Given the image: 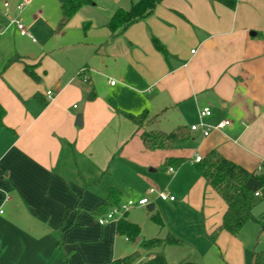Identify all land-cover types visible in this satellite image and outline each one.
Returning <instances> with one entry per match:
<instances>
[{
  "label": "crops",
  "instance_id": "crops-1",
  "mask_svg": "<svg viewBox=\"0 0 264 264\" xmlns=\"http://www.w3.org/2000/svg\"><path fill=\"white\" fill-rule=\"evenodd\" d=\"M63 1L31 0L20 12L34 42L0 5V264H108L126 256L138 249L134 242L116 233V222L97 220L115 204L144 197L148 220L156 212L163 228L139 225L127 213L140 227L139 243L166 232L183 240L179 216L188 211L202 214L203 232L211 233L225 204L199 176L195 158L216 151L247 171L264 164V0H237L234 10L210 0H161L107 45V22L138 0H92L57 32ZM12 56L36 65L41 83L21 62L4 69ZM205 107V123L230 126L208 137L190 132ZM143 111L153 118L146 130L186 128L190 139L145 149L122 115ZM170 157L184 161L167 167ZM111 187L119 193L107 205ZM151 188L174 201L149 195ZM168 247L166 262L177 264Z\"/></svg>",
  "mask_w": 264,
  "mask_h": 264
},
{
  "label": "trees",
  "instance_id": "trees-1",
  "mask_svg": "<svg viewBox=\"0 0 264 264\" xmlns=\"http://www.w3.org/2000/svg\"><path fill=\"white\" fill-rule=\"evenodd\" d=\"M161 0H138L131 4L128 9H119L107 22L106 28L110 32L109 39L105 42L109 43L117 37L123 30L132 24L144 19L150 15L156 5ZM217 2L230 10H234L237 0H210ZM92 0H64L61 5V18L57 23L56 31H61L72 18L84 6H88ZM88 29V24H84L83 33ZM157 49H160L154 41ZM22 62L18 56H12L7 60L4 69L12 63ZM36 65H28L23 63V72L36 84H40L42 79L35 73ZM95 96L93 89L89 93L88 99ZM5 111L0 105V128L3 127V118ZM122 115L134 124L137 131H140V140L145 149L149 151L170 150L179 144H183L190 139L189 131L186 128H179L170 133H164L156 130H146L148 124L153 120L149 117L147 111H143L138 115L130 113H122ZM184 158H166L165 166L177 168ZM199 176L204 180L205 185L210 187L225 204L220 225L211 233H205L206 237L214 242L221 231H225L231 235H237L244 225L250 221H254L253 210L261 202L263 198H256L254 194L264 188V164L262 170L247 171L243 167L226 159L220 153L211 151L207 153L199 162L195 164ZM119 191L116 188H109L107 196V205L115 204V198ZM115 204L114 206H118ZM106 212L107 207H99L98 212ZM149 220L163 228L160 216L156 212H150ZM125 213L116 222V233L125 237L130 242H135L140 233V227L137 224L126 219ZM263 228V226H262ZM182 243L181 239L173 234L166 232L163 237H155L142 240L138 244V249L130 254L113 259L108 264H168L164 256V248L167 246H178ZM157 250L156 255L152 258L145 259L143 254ZM143 252V253H142ZM177 264H196L195 262L182 261ZM249 264H264V248L256 251L252 250Z\"/></svg>",
  "mask_w": 264,
  "mask_h": 264
},
{
  "label": "rangeland",
  "instance_id": "rangeland-1",
  "mask_svg": "<svg viewBox=\"0 0 264 264\" xmlns=\"http://www.w3.org/2000/svg\"><path fill=\"white\" fill-rule=\"evenodd\" d=\"M125 203L126 201L122 204ZM127 213L139 225L151 224L145 207H133ZM253 216L255 220L246 223L237 235L221 231L216 240L211 242L203 232L202 214L192 211L180 214V233L183 240L179 246L168 247V254L172 256L170 263L190 261L196 264H249L252 250L259 251L264 248V201L254 208ZM196 218L201 222L199 228L194 222ZM139 240L140 238L132 243L134 249H137Z\"/></svg>",
  "mask_w": 264,
  "mask_h": 264
},
{
  "label": "built area",
  "instance_id": "built-area-1",
  "mask_svg": "<svg viewBox=\"0 0 264 264\" xmlns=\"http://www.w3.org/2000/svg\"><path fill=\"white\" fill-rule=\"evenodd\" d=\"M31 2V0H19L15 5H10V3L6 0H0V5L3 9L4 16L8 19L9 23L15 27L18 34L22 37H29L33 42L35 41L31 35L29 34L27 28L24 26L18 15L22 10ZM13 12L15 14H13ZM114 81H110V85H114ZM53 98V95L48 93L46 96L47 101H50ZM211 110L208 107H205L199 111L198 114V123L193 124L189 126L190 132L200 131L203 137H208L212 132L214 131H220L228 126H230L229 120H222L219 121L213 125H209L203 121L204 118L210 117ZM201 157L197 156L195 158V162H199ZM258 171H261L262 168L259 167L257 169ZM168 172H173L172 168L168 169ZM149 195H156L157 198H159L162 201H174V197L170 196L164 192H157L153 188L148 190ZM254 196L256 198H263L264 197V188L257 191ZM149 204V199L144 197L141 199H138L136 201H128L125 204H120L118 206L112 207L107 213H105L103 216H100L98 218V224L104 225L109 222H117L125 213L128 212L129 209L133 207H145Z\"/></svg>",
  "mask_w": 264,
  "mask_h": 264
},
{
  "label": "water",
  "instance_id": "water-1",
  "mask_svg": "<svg viewBox=\"0 0 264 264\" xmlns=\"http://www.w3.org/2000/svg\"><path fill=\"white\" fill-rule=\"evenodd\" d=\"M251 35H253V34L251 33ZM76 125L77 126H80L81 125V117L80 116H78L76 118ZM148 209L152 210L153 208H152V206H149Z\"/></svg>",
  "mask_w": 264,
  "mask_h": 264
}]
</instances>
